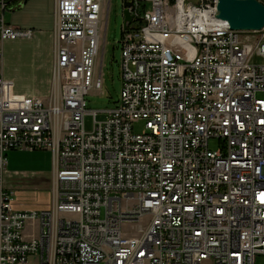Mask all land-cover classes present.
<instances>
[{"label":"built area","instance_id":"1","mask_svg":"<svg viewBox=\"0 0 264 264\" xmlns=\"http://www.w3.org/2000/svg\"><path fill=\"white\" fill-rule=\"evenodd\" d=\"M13 1L0 0V63L5 42L34 37L6 22ZM111 1L56 0L48 98L16 95L0 74V264H257L264 29L232 30L217 0H128L121 97L87 131ZM22 150L52 154L49 211L13 207L7 154ZM31 221L40 235L26 239Z\"/></svg>","mask_w":264,"mask_h":264},{"label":"crops","instance_id":"2","mask_svg":"<svg viewBox=\"0 0 264 264\" xmlns=\"http://www.w3.org/2000/svg\"><path fill=\"white\" fill-rule=\"evenodd\" d=\"M188 1L193 4H198L201 0ZM51 3L52 6H54V0H51ZM44 4L39 0H14L10 5L12 7V12H17V15H30L32 18V20L28 23L30 24L29 27H20L19 25L15 27L34 31V37L32 39L20 41L19 43L14 44L34 45L32 62L34 64L31 66V72L29 71V74H26L28 75V78H16L13 76L7 77L6 71L0 70V74L4 77V79L12 84L13 91L16 95L46 98L51 93L54 59L52 61L45 59L42 51V45H46L48 42L49 45H53L55 9H53V19V12L49 14L48 10L45 9ZM17 20H19L21 24L23 23L21 21V17H18ZM10 42L15 43L18 41ZM16 81H19L17 92ZM20 82L28 83L29 85L27 88H24V86H21ZM41 155H46L47 160H49L51 164L52 154L49 151H27L24 153L12 151L7 154L8 166L10 163L11 165L17 163V165L30 168L29 172L22 179H15L13 183H11L12 181L6 182L7 187L9 189H13L15 192L13 207L16 211L43 212L49 211L53 208L54 198L52 194V185L54 171L52 174L53 178L48 177L51 172L47 173L46 171H50L51 165L49 163L47 165L46 161L44 165L39 158ZM46 167H48V169H46ZM39 235V224L37 222H29L25 229V238L31 239L33 237H38ZM34 260H36V258H32V261Z\"/></svg>","mask_w":264,"mask_h":264},{"label":"rangeland","instance_id":"3","mask_svg":"<svg viewBox=\"0 0 264 264\" xmlns=\"http://www.w3.org/2000/svg\"><path fill=\"white\" fill-rule=\"evenodd\" d=\"M41 3H45L44 7L48 10V13L53 12L56 8L55 0L54 6H52L51 0H39ZM124 0H112L111 1V10L108 16L107 27H106V47L104 52L103 59V88L102 89H92L87 96V115L85 116V127L87 131H91L94 126V118L92 112H98L97 121L105 122L108 119V114L105 111L112 110L116 107L118 101L121 97L122 91V81H121V42L124 36ZM5 20L8 24L12 26H24L29 27L28 24L32 18L30 15H17V12H12V7L8 6L4 13ZM18 17H21L22 24L20 23ZM54 33V32H53ZM18 42H6L3 47L4 50V61L0 63V70L6 71L7 77L13 76L16 78H28L29 71L32 70L33 62V53L34 45H14L20 41L26 40H17ZM49 43V42H48ZM42 45V51L44 57L47 60L54 59V40L53 45ZM254 64L260 65L264 60L258 55L252 60ZM31 67V68H30ZM31 72V71H30ZM20 81V80H19ZM19 81H16L18 90ZM28 81V80H25ZM30 82V81H28ZM21 86L24 88L28 87V83L20 82ZM50 95V94H49ZM49 95L46 97L48 98ZM144 129V123H139L135 126L136 132H141ZM210 149L212 151L219 150V143L217 140L210 141ZM17 152H27L26 150L17 151ZM37 153V152H36ZM41 153V152H40ZM41 162L50 164L47 160L46 155L39 156ZM51 158V157H50ZM50 171L48 177L53 178V161L51 158ZM48 169V167H46ZM30 168L23 167L20 165L13 164L6 167L5 170V180L6 182L15 181V179H22L29 172ZM46 178V177H45ZM49 178V179H50ZM12 188V187H11ZM13 190V189H12ZM257 264H264V255H259L256 259Z\"/></svg>","mask_w":264,"mask_h":264},{"label":"water","instance_id":"4","mask_svg":"<svg viewBox=\"0 0 264 264\" xmlns=\"http://www.w3.org/2000/svg\"><path fill=\"white\" fill-rule=\"evenodd\" d=\"M217 17L227 22L232 30L260 32L264 29V3L258 0H217ZM124 31L134 21L129 8L133 2L124 0ZM141 21V19H136Z\"/></svg>","mask_w":264,"mask_h":264}]
</instances>
